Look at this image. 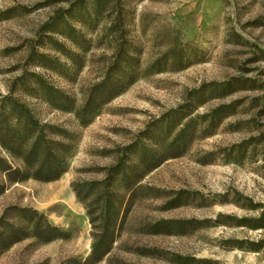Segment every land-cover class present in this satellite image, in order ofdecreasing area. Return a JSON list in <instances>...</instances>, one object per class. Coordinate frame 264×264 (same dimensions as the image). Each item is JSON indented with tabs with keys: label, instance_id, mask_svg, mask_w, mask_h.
I'll list each match as a JSON object with an SVG mask.
<instances>
[{
	"label": "rangeland",
	"instance_id": "1",
	"mask_svg": "<svg viewBox=\"0 0 264 264\" xmlns=\"http://www.w3.org/2000/svg\"><path fill=\"white\" fill-rule=\"evenodd\" d=\"M54 18L55 30L44 31ZM121 50L135 58L119 63L137 67L135 78L83 123L77 111ZM34 52L57 66L43 65ZM38 76L73 108L48 100ZM5 96L26 105L48 138L69 150L66 171L53 181L9 182L0 170V218L18 223L14 208H33L68 236H28L0 247V264H86L109 170L122 159L124 167L138 161L143 147L166 156L189 117L199 124L181 155L167 156L131 189L122 175L108 188L119 207L116 239L96 264H264V227L251 226L264 211V0H0V100ZM222 106L224 115L208 128L206 116ZM0 156L24 167L1 145ZM92 182L98 189L81 187L80 197L88 193L81 200L75 185ZM164 220L194 222L158 224Z\"/></svg>",
	"mask_w": 264,
	"mask_h": 264
},
{
	"label": "trees",
	"instance_id": "2",
	"mask_svg": "<svg viewBox=\"0 0 264 264\" xmlns=\"http://www.w3.org/2000/svg\"><path fill=\"white\" fill-rule=\"evenodd\" d=\"M56 21L57 18H54L46 22L42 27L43 30L47 32L54 31ZM68 35L75 42H79V38H83L71 25H68ZM117 55L111 71L106 73L102 81L93 87L84 105L77 111V115L85 124L94 117L104 103L120 94L135 78L133 74L137 70V67H132V69H130L131 71H126L127 69L124 68L125 66H119V63H129V60L131 65L134 63H131V61L135 60V58L131 57L125 50H121ZM33 56H36L43 65L51 68H55L58 64L57 61L51 59L45 53L34 52ZM155 64L157 65L159 63H154L153 66H155ZM116 68L124 72L123 78L116 75ZM161 68V66L157 65L155 70L159 71ZM35 82H37L36 84L41 88L43 94L46 95L48 100L53 102L55 106L66 109L73 108L72 106L67 107L65 105L67 102L70 103L71 98L65 95L63 91L55 88L39 76ZM0 102L3 103L0 106V145L13 156L20 158L24 163V167L14 166L7 159L0 156V170L6 174L9 182L23 181L28 178H35L42 181H53L58 179L67 169V154L69 147L63 142L48 138V134L45 131L46 125L40 124L32 114V111L16 98L5 96ZM224 108L223 106L216 108L212 114L206 116V119L209 120L208 128L209 126H212V128L217 126L219 119L224 115V113H222V109ZM188 116H190V113L180 118L175 126L177 127L180 121ZM198 124L199 120L189 117L188 121L178 129L170 142L167 143V151L164 152L167 154L166 156H157L147 147H143L138 161H134L132 164L124 167L123 164L125 161L122 159L118 165L109 170L108 176L103 183H101L104 184V191H102V195H99L96 199V202L102 206L103 214L100 225H97L99 230L94 233L91 253L85 259L86 264H96L101 261L110 252L116 239L115 226L119 217V207L115 195L108 191V188L114 183L117 176L122 175L125 186L131 189L140 181L147 171L156 168L167 156L177 157L181 155L185 149H187L189 143L196 137ZM168 132H170V130ZM136 146L137 144L127 149L134 151ZM139 166H142L143 169L136 174ZM98 184L100 183L92 182L86 183V185L78 184L77 186L75 185L74 188L78 197L81 200H86L87 198L85 196H87L88 193L84 197H80L83 186H87L86 191L90 192L98 189ZM5 188V185L1 184L0 193H2ZM14 209L17 212L16 216L20 220L18 223L6 222L3 218H0V223H3L2 229H0V247L2 249L28 236H34L44 242L68 236L66 231L52 224L44 213L29 207H15ZM88 214L91 216V223L96 226L97 217L93 216L92 209H88ZM253 221L255 224H252V227H264V211L259 218ZM193 222L194 221L164 220L158 224H173L178 226L185 224L190 225L193 224ZM241 222H243L244 225L246 221L243 219Z\"/></svg>",
	"mask_w": 264,
	"mask_h": 264
}]
</instances>
